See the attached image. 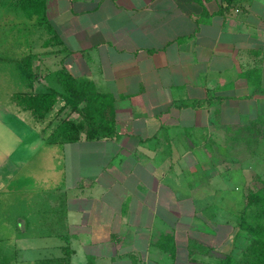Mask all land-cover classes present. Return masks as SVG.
<instances>
[{"label":"crops","instance_id":"0c3cea01","mask_svg":"<svg viewBox=\"0 0 264 264\" xmlns=\"http://www.w3.org/2000/svg\"><path fill=\"white\" fill-rule=\"evenodd\" d=\"M39 1L56 38L32 54L34 90H60L62 71L89 80L112 97L117 135L50 143L84 145L60 169L77 168L78 179L54 208L55 228L16 239L0 259L35 264L62 257L64 246L70 264H220L234 257V192L228 180L226 189L216 185L223 174L213 164L233 141L227 128L264 114V0ZM4 47L0 39V59ZM0 110L21 109L1 103ZM18 164L3 173L0 200ZM16 218L22 225L25 217ZM0 220L1 236L10 222Z\"/></svg>","mask_w":264,"mask_h":264},{"label":"rangeland","instance_id":"374dc122","mask_svg":"<svg viewBox=\"0 0 264 264\" xmlns=\"http://www.w3.org/2000/svg\"><path fill=\"white\" fill-rule=\"evenodd\" d=\"M31 17L19 5L0 4V26L5 23L7 25L2 31L4 34H0V39L5 43L6 58L32 55L37 53L36 49L41 45L46 46L49 35L39 20H36L35 15ZM17 22L19 26L16 25ZM5 57L0 59V104L7 108V104L9 107L14 106L9 103L8 95L25 88L18 77L16 62L5 60ZM250 111L252 115H256L254 110ZM262 116L264 118V114ZM232 142L229 141L228 148L219 149L217 161L213 164L223 174V178H220L216 185L224 188L226 180L232 185L234 196L231 197V201L236 215L235 224L237 217L240 218L243 213V218L260 231V235L255 237H248L245 231H241L243 235L237 232L234 264H259L254 256L264 245V216L256 215V206L245 207L244 200L249 188L264 191V123L252 130L245 140ZM83 146L47 143L39 128L33 126L32 118L27 111L21 110L19 113L17 110H0V163L4 155L10 156L9 162L0 164V182L4 172L13 169L14 164L22 162V168L18 169L20 172H17L14 179L9 182L10 190L6 192L5 202L3 199L0 200V218L10 222V226L5 227L2 230L3 235L0 236L3 239L0 240V253H4L9 247L13 249L17 245L16 239L25 236L31 238L35 233L55 228L52 226L53 214H57L54 208L66 202L65 194L69 196L70 191L67 190L72 187L79 174L77 168H71L69 172L63 173L60 169L66 166L68 156L82 155ZM226 166L233 174L232 179L229 171L230 177L226 178ZM17 215L25 217L22 225L18 224ZM59 225L61 229L62 222H59ZM6 245L8 247H4ZM226 249L228 246L225 244L222 250Z\"/></svg>","mask_w":264,"mask_h":264},{"label":"trees","instance_id":"16d2710c","mask_svg":"<svg viewBox=\"0 0 264 264\" xmlns=\"http://www.w3.org/2000/svg\"><path fill=\"white\" fill-rule=\"evenodd\" d=\"M20 6L29 13L30 18H32L31 15H35L36 20H39L38 22L45 28L49 39L56 38L53 28L40 7L39 0H20ZM32 59V55L28 54L15 60L17 73L27 89L14 92L11 99L17 108L30 114L33 126L39 127L47 143L76 142L82 135L88 140L112 138L117 135L113 99L109 94L97 92L89 80H75L64 71H62L63 82L60 90L48 88L43 91H35ZM59 102H62V105L54 110ZM262 123H264L263 117L249 125H236L227 128L230 140H245L250 136V132ZM244 206H256V215L263 217L264 191L249 188ZM243 215L242 213L240 218L237 217L235 224L238 234L243 235L241 231H245L248 237L260 235L259 229L254 224L247 222ZM238 234L236 233V235ZM62 250L64 254L62 257L42 259L35 264H70L71 249L64 246ZM256 254L255 260L259 264H264V245ZM235 262L236 259L229 255L219 263L234 264ZM0 264H10V262L3 258L0 259ZM87 264H93L92 258L88 259Z\"/></svg>","mask_w":264,"mask_h":264}]
</instances>
